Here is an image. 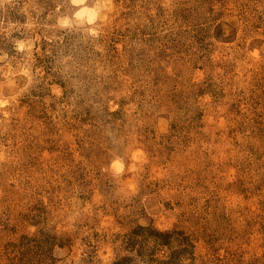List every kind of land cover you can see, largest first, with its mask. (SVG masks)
I'll return each instance as SVG.
<instances>
[{
    "label": "rangeland",
    "instance_id": "374dc122",
    "mask_svg": "<svg viewBox=\"0 0 264 264\" xmlns=\"http://www.w3.org/2000/svg\"><path fill=\"white\" fill-rule=\"evenodd\" d=\"M0 264H264V0H0Z\"/></svg>",
    "mask_w": 264,
    "mask_h": 264
}]
</instances>
